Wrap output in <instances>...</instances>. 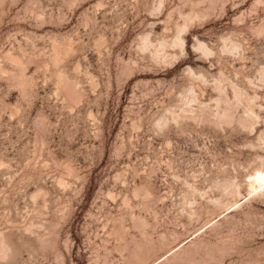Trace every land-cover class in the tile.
Returning <instances> with one entry per match:
<instances>
[{"label":"rangeland","instance_id":"obj_1","mask_svg":"<svg viewBox=\"0 0 264 264\" xmlns=\"http://www.w3.org/2000/svg\"><path fill=\"white\" fill-rule=\"evenodd\" d=\"M258 171L264 0H0V264H264Z\"/></svg>","mask_w":264,"mask_h":264},{"label":"bare ground","instance_id":"obj_2","mask_svg":"<svg viewBox=\"0 0 264 264\" xmlns=\"http://www.w3.org/2000/svg\"><path fill=\"white\" fill-rule=\"evenodd\" d=\"M178 39V38H177ZM180 40V39H179ZM255 174V173H254ZM252 180H254L256 183H257V185L258 186H262V185H264V172H261V171H258L254 176H253V179ZM252 182V181H251ZM256 185V184H255ZM256 185V186H257ZM255 189V188H254ZM257 189V188H256ZM262 189H264V187H262ZM2 241V240H1ZM2 244V243H1ZM2 246H1V248H0V254L2 253ZM2 255H3V253H2ZM1 255V256H2ZM0 256V257H1Z\"/></svg>","mask_w":264,"mask_h":264}]
</instances>
